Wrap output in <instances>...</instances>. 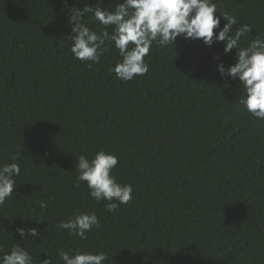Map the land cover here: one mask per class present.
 <instances>
[{
	"label": "trees",
	"instance_id": "1",
	"mask_svg": "<svg viewBox=\"0 0 264 264\" xmlns=\"http://www.w3.org/2000/svg\"><path fill=\"white\" fill-rule=\"evenodd\" d=\"M215 2L234 30L253 27L242 47L264 36V0ZM84 3L0 0V164L18 155L21 167L0 206L4 252L18 242L34 264H63L59 249L103 251L105 264H264V120L239 103V80L217 71L235 50L179 37L176 47L154 44L149 72L126 82L109 71L122 59L114 44L91 68L71 53L69 9ZM84 23L104 28L91 14ZM99 150L119 158L112 174L133 186L115 212L86 182L75 187L77 157ZM92 211L101 227L86 240L58 226ZM19 227L41 235L23 240Z\"/></svg>",
	"mask_w": 264,
	"mask_h": 264
},
{
	"label": "clouds",
	"instance_id": "2",
	"mask_svg": "<svg viewBox=\"0 0 264 264\" xmlns=\"http://www.w3.org/2000/svg\"><path fill=\"white\" fill-rule=\"evenodd\" d=\"M96 5L94 7L85 0L82 8L73 5L69 9L68 23L73 35L68 38L74 58L87 62L91 68L109 50L106 42L114 44L122 59L109 71L127 82L149 72L150 66L145 57L154 44L176 47L178 37L201 40L209 47L216 42H224L223 52L229 54L235 50L236 62L225 67L221 61L217 64V71L225 79L239 80L244 92L239 103L251 116L264 120V36H252L247 46L242 47V38L251 36L253 27L248 23H239L234 30L237 19L226 11H218L215 0H115L114 5L108 6L99 0ZM88 14L104 26L102 31L98 33L84 23ZM221 18L226 21L222 27ZM214 60L219 61V55ZM11 159L12 163L0 164V206L13 197L17 187L15 177L21 174L20 164L16 162L18 155H13ZM118 159L111 152L99 150L91 159L80 154L76 160L78 175L75 187L86 182L90 197L97 202H108L105 205L108 212H115L121 204H127L133 198V186L118 182L112 174ZM47 206L46 201L40 202L42 209ZM58 226L70 236L86 240L87 233L100 229L101 224L97 213L92 211L76 213L60 221ZM16 232L23 240L41 235L37 228L19 227ZM58 258L63 264H105L108 255L103 251L59 249ZM0 264H34V257L21 243L15 242L8 252L0 246ZM40 264H52L51 257L40 260Z\"/></svg>",
	"mask_w": 264,
	"mask_h": 264
}]
</instances>
